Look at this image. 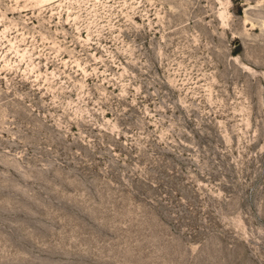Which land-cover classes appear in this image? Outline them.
Segmentation results:
<instances>
[{
    "label": "rangeland",
    "instance_id": "374dc122",
    "mask_svg": "<svg viewBox=\"0 0 264 264\" xmlns=\"http://www.w3.org/2000/svg\"><path fill=\"white\" fill-rule=\"evenodd\" d=\"M0 264H264V0H0Z\"/></svg>",
    "mask_w": 264,
    "mask_h": 264
}]
</instances>
